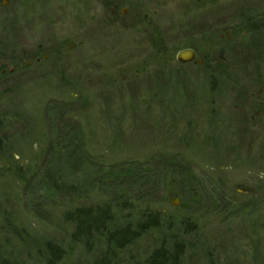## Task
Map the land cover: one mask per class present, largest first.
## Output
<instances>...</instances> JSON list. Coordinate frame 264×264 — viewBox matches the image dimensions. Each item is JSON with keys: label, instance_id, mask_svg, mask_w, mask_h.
Instances as JSON below:
<instances>
[{"label": "rangeland", "instance_id": "374dc122", "mask_svg": "<svg viewBox=\"0 0 264 264\" xmlns=\"http://www.w3.org/2000/svg\"><path fill=\"white\" fill-rule=\"evenodd\" d=\"M225 5L209 27L196 0L0 10V264H45L47 242L59 264H93L102 241L72 243L62 215L104 205L117 228L157 216L115 264H147L173 236L181 264H264V24L238 27L264 0ZM186 49L199 64L175 62Z\"/></svg>", "mask_w": 264, "mask_h": 264}, {"label": "trees", "instance_id": "16d2710c", "mask_svg": "<svg viewBox=\"0 0 264 264\" xmlns=\"http://www.w3.org/2000/svg\"><path fill=\"white\" fill-rule=\"evenodd\" d=\"M1 126V125H0ZM4 139H0V156L4 155ZM6 158L9 155H5ZM47 187L48 192H68L71 187L67 183L56 182L54 177L43 175L42 185ZM69 185V186H68ZM26 191H30L28 188ZM113 210L109 205L99 207H78L67 210L62 215V222L73 227L70 237L71 242L90 250L95 244V240H101L104 249L100 259L93 264H115L118 260L119 252L123 251L128 245L139 239L142 234L147 232L151 226H157V216L145 215L147 219L134 230L130 226L117 228L114 227ZM113 223V226H112ZM172 239V240H171ZM47 259L45 264H59L63 261L66 252L56 244L47 242L44 245ZM186 248L183 243L173 236L170 238V247H160L155 250L147 260V264H181Z\"/></svg>", "mask_w": 264, "mask_h": 264}, {"label": "flooded vegetation", "instance_id": "af4514ba", "mask_svg": "<svg viewBox=\"0 0 264 264\" xmlns=\"http://www.w3.org/2000/svg\"><path fill=\"white\" fill-rule=\"evenodd\" d=\"M196 1H197V5H198L196 10L199 9L200 15H201L199 18L200 19L199 26L209 27L217 19V18L213 17L212 9L223 6L224 4L227 5V6L225 5L226 7L231 8V6H232L231 4L233 3L234 0H196ZM10 2H11V0H0V10L7 8L9 6ZM206 6H210V10L206 11V12H209L207 15H211L210 18L203 16V12H204L203 9H205ZM214 12H217V11H214ZM242 19H243V21L239 23L238 27H239V29L241 28L240 34L246 35L247 32L250 33L252 31V29L259 28L257 26H261L264 24V21H263L264 13L263 14H252L251 17L247 16V17H244ZM87 36L89 37L90 33ZM186 50H192L195 53L194 60L190 63H179L176 60V56H175V62L179 65L180 64L181 65L191 64V63L199 64L200 62L197 61V50L196 49H186ZM182 51H184V50H182ZM2 73L4 74V72H2Z\"/></svg>", "mask_w": 264, "mask_h": 264}, {"label": "water", "instance_id": "95a60500", "mask_svg": "<svg viewBox=\"0 0 264 264\" xmlns=\"http://www.w3.org/2000/svg\"><path fill=\"white\" fill-rule=\"evenodd\" d=\"M194 58H195V53L192 50L180 51L176 55V60L179 63H190L194 60Z\"/></svg>", "mask_w": 264, "mask_h": 264}]
</instances>
